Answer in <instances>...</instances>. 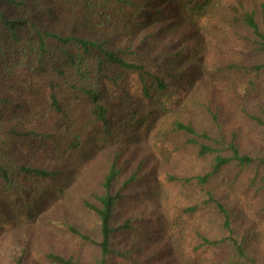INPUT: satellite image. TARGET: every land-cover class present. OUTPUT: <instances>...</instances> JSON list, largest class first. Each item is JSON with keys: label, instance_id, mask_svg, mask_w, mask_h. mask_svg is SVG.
<instances>
[{"label": "trees", "instance_id": "trees-1", "mask_svg": "<svg viewBox=\"0 0 264 264\" xmlns=\"http://www.w3.org/2000/svg\"><path fill=\"white\" fill-rule=\"evenodd\" d=\"M52 16L88 32L42 24ZM231 108L264 138V0H0V264H179V238L183 264H264L217 192L225 170L264 171L263 154L226 139ZM153 119L158 141L209 168L164 170L199 189L175 213L123 214L155 167L125 137ZM90 135L94 169L72 158ZM209 214L211 230L196 224Z\"/></svg>", "mask_w": 264, "mask_h": 264}, {"label": "rangeland", "instance_id": "rangeland-1", "mask_svg": "<svg viewBox=\"0 0 264 264\" xmlns=\"http://www.w3.org/2000/svg\"><path fill=\"white\" fill-rule=\"evenodd\" d=\"M43 25L58 30L67 31L74 28L76 31L88 32V27L72 24L62 21L52 16L45 20L41 18ZM133 74H129L125 82L126 87L134 92L139 91V85L134 80ZM198 113V114H197ZM195 118H201L205 128L212 135L219 134V126L211 123L201 113L196 110L192 112ZM157 121V120H156ZM155 119L146 121L136 128H131L126 135V143L132 146L140 157L147 159L150 165H155L153 170V179L142 181L134 186L133 193L127 198L121 206L123 214L134 212L144 205L155 204L168 213H175L177 209L182 208L196 201L199 196L198 188L189 183H172L166 179L164 170L173 172L180 176L191 177L196 174H204L208 170V162L198 160L191 155H181L176 151L174 145H171L170 138L164 143L156 138L157 123ZM221 127L227 140H230L231 134L236 132L241 142L242 148L250 154L259 152L264 155V138L254 130L247 121L238 117L233 109L229 110L228 115L221 118ZM90 135L84 142L79 154L72 158L77 159L79 163L89 162L93 169L101 158L102 149L96 148L90 140ZM71 158V159H72ZM134 163V162H133ZM128 172L124 173L127 176ZM77 178V174H75ZM217 192L224 195L228 206L230 207L234 225L241 231L248 227L250 233V249L258 256L264 254L260 244L264 242V220L259 217V209L264 206V171H257L255 168H246L240 171L237 168L225 170L219 176ZM76 214L77 209L71 208ZM81 217L80 214L77 215ZM196 217V224L206 230L212 229L210 214L204 217ZM130 235L124 237V241L130 242ZM176 247L175 255L179 258V264H183L185 247L190 245L188 240L179 238L174 241Z\"/></svg>", "mask_w": 264, "mask_h": 264}]
</instances>
